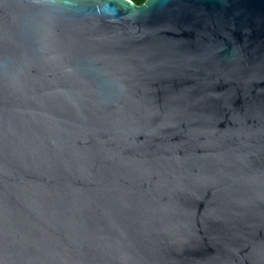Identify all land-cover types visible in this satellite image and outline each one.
<instances>
[{"label":"water","instance_id":"water-1","mask_svg":"<svg viewBox=\"0 0 264 264\" xmlns=\"http://www.w3.org/2000/svg\"><path fill=\"white\" fill-rule=\"evenodd\" d=\"M0 264H264V0H0Z\"/></svg>","mask_w":264,"mask_h":264},{"label":"trees","instance_id":"trees-1","mask_svg":"<svg viewBox=\"0 0 264 264\" xmlns=\"http://www.w3.org/2000/svg\"><path fill=\"white\" fill-rule=\"evenodd\" d=\"M133 1L134 3H136L137 5H140L142 4L145 0H131Z\"/></svg>","mask_w":264,"mask_h":264}]
</instances>
